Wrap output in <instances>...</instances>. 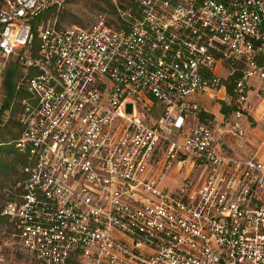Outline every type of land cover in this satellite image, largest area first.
Instances as JSON below:
<instances>
[{
    "label": "built area",
    "instance_id": "1",
    "mask_svg": "<svg viewBox=\"0 0 264 264\" xmlns=\"http://www.w3.org/2000/svg\"><path fill=\"white\" fill-rule=\"evenodd\" d=\"M65 1L0 0V57L27 94L26 160L2 190L13 235L40 264H264V161L219 137L247 134L264 0H114L84 27L44 16ZM201 95L233 108L223 123Z\"/></svg>",
    "mask_w": 264,
    "mask_h": 264
},
{
    "label": "rangeland",
    "instance_id": "2",
    "mask_svg": "<svg viewBox=\"0 0 264 264\" xmlns=\"http://www.w3.org/2000/svg\"><path fill=\"white\" fill-rule=\"evenodd\" d=\"M128 0H117V2H127ZM59 10L55 9V12H50L48 17H57L64 25H77L84 27L92 24L99 12L113 11L114 0H66ZM0 141H6L12 139L18 134L19 127L16 124L14 117L10 121H5V114L11 110L16 98V90L18 86V79L21 74L25 73L23 65L14 61L13 57L7 61L0 57ZM8 68L13 69L18 75L14 77L12 82L6 81ZM223 69V68H222ZM220 74L225 76L228 72L223 69ZM253 93L250 100L252 103L251 111H247L248 121L252 122V126H257L264 130V82H256L253 87ZM221 100L212 97H204L203 103L217 116V121L223 122V116L220 113ZM3 104L6 106L5 110L1 108ZM250 104V103H249ZM7 143V142H6ZM7 145L0 144V160L3 159L6 167L0 168V212L5 203V197L3 195V187L6 184L13 183L19 177V168L22 162L16 161L15 150H10ZM263 151H261L262 154ZM1 160V161H3ZM179 169V165L173 166L171 174ZM200 171L196 170L191 174V180L195 181L199 178ZM181 176L170 178V189H175L173 184H179ZM1 218V215H0ZM0 264H40L34 257L27 252L17 236L13 235V228L8 223L0 220Z\"/></svg>",
    "mask_w": 264,
    "mask_h": 264
},
{
    "label": "crops",
    "instance_id": "3",
    "mask_svg": "<svg viewBox=\"0 0 264 264\" xmlns=\"http://www.w3.org/2000/svg\"><path fill=\"white\" fill-rule=\"evenodd\" d=\"M256 82H264V79L254 78L250 81L249 84L250 97L251 94L254 92L253 87H255ZM204 97L207 96L206 95L195 96V99L197 102L199 101L201 103V105L204 107L206 111L216 115L213 111H211L208 107L204 105L203 103ZM249 103L250 104L248 105L249 106L248 111L250 112L252 108L251 100H249ZM220 113H221V104H220ZM215 120L217 121V116H215ZM242 124L247 133L244 137L234 136L230 133H227L225 130L227 126H224L223 124V129L220 132L221 135L219 136L220 143L222 144V149H223L222 151L236 158H250L253 156H257L264 161V130H262L257 126H252L253 123L248 121V117L242 119ZM261 151H263L262 154ZM171 175H172L171 177H174L176 175V171Z\"/></svg>",
    "mask_w": 264,
    "mask_h": 264
},
{
    "label": "trees",
    "instance_id": "4",
    "mask_svg": "<svg viewBox=\"0 0 264 264\" xmlns=\"http://www.w3.org/2000/svg\"><path fill=\"white\" fill-rule=\"evenodd\" d=\"M50 12H55V8H49L45 13H44V16L45 17H48L47 15L50 13ZM261 51H262V53L264 54V46H262V48H261ZM8 74H7V76H6V81L8 82V83H10V82H12V80L14 79V77H16L18 74L13 70V69H10V68H8V72H7ZM212 74L211 73H206V76L207 77H210ZM240 73L239 72H236V73H234V74H231V75H229L228 77H227V79H225L224 80V83H225V85H226V87H227V91L229 92V93H233L234 92V90H235V81L240 77ZM26 92H24V91H18V92H16V96H15V98H16V100H15V103H14V105H13V107L11 108V110H10V117H9V119L7 120V121H10L11 119H12V116L14 117V119H15V121H16V124L18 125V127H19V132H18V134L12 139V141H10V140H6V141H0V144L1 145H9L8 146V148L10 149V150H15V152H16V161H18V162H23V161H25L26 159H25V157L21 154V153H19L18 152V150L15 148V142L19 139V137H20V135H21V131H22V129H21V126H20V124H19V122L16 120V113H18L17 111L20 109V100H21V98L23 99L24 97H26ZM220 103H222L221 104V113H222V115H224L225 117L226 116H228V115H230V113H231V111H232V109L233 108H231V107H228V106H226L225 104H224V102H222V101H220ZM5 105L3 104V107L1 108V110L2 111H4L5 110ZM200 117H201V119H207V118H211V119H214L215 118V116H214V114L213 113H210V112H207V111H202L201 113H200ZM6 121V122H7ZM7 142V143H6ZM1 160H3V159H1ZM0 160V168L1 169H4L5 167H6V164H5V162H4V160L3 161H1ZM0 215H1V218H0V220H2V221H4L5 223H7V218H6V216L2 213V209H1V212H0Z\"/></svg>",
    "mask_w": 264,
    "mask_h": 264
}]
</instances>
